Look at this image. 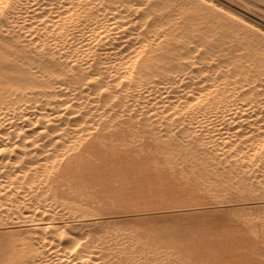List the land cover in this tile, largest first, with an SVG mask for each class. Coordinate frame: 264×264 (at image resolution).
Wrapping results in <instances>:
<instances>
[{"label":"bare ground","instance_id":"bare-ground-1","mask_svg":"<svg viewBox=\"0 0 264 264\" xmlns=\"http://www.w3.org/2000/svg\"><path fill=\"white\" fill-rule=\"evenodd\" d=\"M144 1L0 0V264H160L145 223L87 197L119 146L264 208V44L155 40L167 7Z\"/></svg>","mask_w":264,"mask_h":264},{"label":"rangeland","instance_id":"rangeland-1","mask_svg":"<svg viewBox=\"0 0 264 264\" xmlns=\"http://www.w3.org/2000/svg\"><path fill=\"white\" fill-rule=\"evenodd\" d=\"M148 1L149 0H146L144 2H146V6L149 8H152L153 4L156 2H161L162 5L167 7L163 15L159 13L154 14L155 17L152 15L149 19L151 23L157 21L160 25L157 26V34L153 35L155 40L158 39L159 41L165 38V40L172 42H182L191 38L190 40H193L194 43H201L204 40L211 42L214 40V44H212L213 41L211 44L215 45L221 38L228 39V36H230L233 31L239 30L242 34H248V37L253 43H258L257 45L264 44V42L261 43L264 41V0ZM168 1H172L173 3L175 1L176 4H174V6H177L174 7L173 4H170L172 2ZM194 1L196 4H193ZM184 2H189L190 5ZM206 4H210V7L208 5L205 6ZM178 6H182L181 9ZM203 6H205L204 9ZM218 10H221L219 11L220 13H225L227 17H225V14L223 16V14L217 13ZM200 15L202 17L198 19L197 16L199 17ZM180 18L182 19L180 20ZM236 18L239 22L236 21L234 23ZM209 19L216 22H213V24ZM192 20L195 24L190 23ZM231 20L232 22H230ZM199 21L200 23H198ZM210 23L213 25L211 26ZM248 23L250 26H248ZM192 24L193 26H191ZM208 24L212 27L210 30L213 32L207 27ZM181 25L183 26L180 28ZM201 25L202 27H200ZM199 28L201 30H199ZM252 28H254L255 32H253L254 30L250 31ZM207 29L211 33L208 34V31H206ZM227 31L231 33L228 32L229 34H227ZM218 32L220 33L217 34ZM221 32H223V34ZM203 33L207 35L203 37ZM212 33H215L213 37L217 34L216 37L219 38V40H215L216 37L213 38L211 37L212 35L209 36ZM178 35L180 36L179 38L176 37ZM223 35L224 37H222ZM201 36L205 39H202ZM252 37L256 38V40L252 39ZM235 47H237V44L231 46L229 50H234ZM222 55L223 54L220 53L218 57L224 59L225 55ZM228 55L230 56V54ZM245 59L244 57L243 60ZM147 153V149L141 150L139 146L134 144L119 146L112 150L109 159L102 165V171L99 172V175H96L97 177L95 176L92 179L87 188V197L102 203L106 206L107 210L113 211L117 215L122 214L121 216L131 221H141L146 224L149 244L153 245L156 243V246L158 245L160 247V251L165 250L162 253L159 251V253H156L157 255H153V257H151L152 259L149 258L150 263L155 259L156 261L153 263H160V260H162L160 264H194V262L195 264H264V208H260V210L258 208L257 210L256 204L251 197H239V193H237L238 190L234 184L230 182H226L228 184L220 180L219 182L213 177L215 182L211 178L212 176L204 175L200 173L201 171L193 167L186 166L185 164H181L183 167L179 164L171 166L166 164L163 159L158 160L156 157L153 158L154 155L152 152L148 155ZM190 169H194V171L192 172ZM180 173L183 176L180 175ZM197 174L201 175L198 176ZM227 186L228 188L225 189ZM231 187L233 189H231ZM207 188L212 189V191ZM221 189L225 190L222 191ZM232 191L234 193H232ZM217 192H219V194H217ZM221 192L224 194H221ZM225 198H229L230 200H225ZM250 199L253 201L248 202ZM234 200H238L240 203ZM231 201L234 202L230 203ZM193 206L197 207L195 208ZM254 210L258 212L256 211L254 213ZM127 212L129 213L126 214ZM131 212H136V214ZM174 226L175 228H173ZM170 251H172L171 254H174L171 255L169 253ZM167 254H169L170 257ZM167 257L169 259H167ZM173 258L176 261H174ZM180 259H182V261ZM186 259L189 261L185 262Z\"/></svg>","mask_w":264,"mask_h":264}]
</instances>
